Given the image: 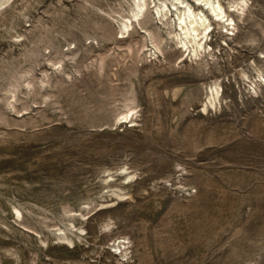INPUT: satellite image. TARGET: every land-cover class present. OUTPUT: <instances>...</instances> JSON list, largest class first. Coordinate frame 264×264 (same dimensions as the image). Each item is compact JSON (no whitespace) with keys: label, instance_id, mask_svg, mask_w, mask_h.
I'll return each instance as SVG.
<instances>
[{"label":"rangeland","instance_id":"374dc122","mask_svg":"<svg viewBox=\"0 0 264 264\" xmlns=\"http://www.w3.org/2000/svg\"><path fill=\"white\" fill-rule=\"evenodd\" d=\"M220 1L198 55L170 0L0 10V264H264V0Z\"/></svg>","mask_w":264,"mask_h":264},{"label":"bare ground","instance_id":"6f19581e","mask_svg":"<svg viewBox=\"0 0 264 264\" xmlns=\"http://www.w3.org/2000/svg\"><path fill=\"white\" fill-rule=\"evenodd\" d=\"M12 1L13 0H0V10L6 7L8 4H10ZM134 1L135 3H134L132 15L135 16L134 20L139 19L138 22L139 24H141L145 20V17L149 11L147 10L146 13H144V10L147 6V0H134ZM170 2L172 3V5H175L174 7H176V13H177L178 19L175 22L168 20L166 22H163V24L169 28V35L171 39L174 41V43L176 44L180 43L182 47L184 48L186 47L189 50V55H191V52L195 55H198L200 49L202 50L204 46V39L209 35L208 33L209 30H212L211 16H209V14L207 13V10L204 7H207L208 9H210L212 14L216 16V18L220 19L227 15L224 5L222 4L220 0H194L193 2H191L190 0H170ZM230 2L234 3L233 6L238 8L239 11L242 13L245 11V9L247 8V4H248V0H230ZM193 3L200 4L201 8L195 7ZM168 5L169 3L167 2V0H162V3L160 4V8H158V13H161L162 15H166L168 12H170L171 9L170 7H168ZM140 17L142 18L140 19ZM129 20L131 22L126 21L123 23V26H127L128 29L131 26L134 28V25H135L134 20L130 18ZM232 20H234V18ZM234 25H235V21H234ZM177 29H179V32H177ZM130 34L131 32H129L128 36H130ZM175 37L178 38V41L175 40ZM259 72L262 73V70H259ZM213 86L214 84L211 86V89H210L212 96H213V99L210 98L211 103L215 101L216 97H220L221 95L220 89L218 87H213ZM207 106H208V103H207ZM123 116L124 118L128 119L130 117L129 112L124 113ZM16 213H18L19 216H21V220H22L23 219L22 211L16 208ZM59 229H62V228L60 227ZM122 246H123L122 244H119V247H122Z\"/></svg>","mask_w":264,"mask_h":264}]
</instances>
